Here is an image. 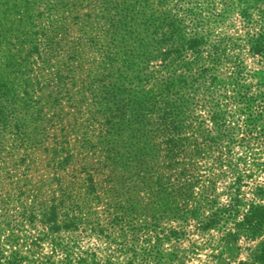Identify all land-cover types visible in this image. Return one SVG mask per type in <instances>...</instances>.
I'll return each mask as SVG.
<instances>
[{
  "label": "rangeland",
  "instance_id": "obj_1",
  "mask_svg": "<svg viewBox=\"0 0 264 264\" xmlns=\"http://www.w3.org/2000/svg\"><path fill=\"white\" fill-rule=\"evenodd\" d=\"M89 2L0 0L1 155H21L30 138L40 137L39 130H34V117L50 99L69 106L61 115L72 119L71 137L79 146L93 152L100 143L106 148L124 142L131 145V139L106 131L108 118L100 89L93 82L90 93L87 83L106 73L116 83L122 75L125 82L140 81L133 89L141 99L159 98L166 90L154 79L159 82L166 71H161L156 60L148 61L155 59L151 32L160 21L163 26V19L174 25L160 31L161 38L169 40L163 51L177 59L174 69L183 72L179 63L190 58L179 44L174 46L178 39L196 34L211 45L218 44L219 50H203L200 63L184 72L186 86L169 94L179 109L176 139H181L182 148L168 168L164 153L145 155L156 158L161 154L146 167L119 160L114 164L113 179L98 180L100 189L86 194L82 201L60 205L59 226L54 231L48 228L46 217H41L44 211H36L35 218L27 221L20 217L14 201L0 205V252L9 255L16 249L27 258V264H41L45 259L53 264L245 261L262 237L253 242L243 235L233 239L228 232L234 227L225 218L216 226L205 225L214 211L223 216L221 211L229 209L235 188L243 205L260 188L263 192L257 203L264 205V48L261 55L249 48L252 36H264V5L252 8L245 19L238 6L222 15L220 0H106V18L101 19L105 13L96 10L99 23L90 26L81 20ZM71 7L76 12L70 16ZM144 12L150 20L149 31L139 26ZM132 13L137 14L136 21L130 20ZM120 19L125 25L113 37L115 33L109 31ZM56 31L58 37L66 36L59 49L53 44ZM109 59L115 62L110 71L100 65ZM130 60L135 61L134 73L126 71ZM78 63L83 66L78 68ZM146 65L151 68L142 70ZM203 69L209 70L198 77ZM56 83L59 85L53 87ZM69 94L73 98L67 102ZM240 96L244 100L238 104ZM75 104L80 105L78 112ZM142 114L149 117L147 107ZM145 139L139 147L148 149ZM143 181L149 186H141ZM12 236L18 240L15 246L7 240Z\"/></svg>",
  "mask_w": 264,
  "mask_h": 264
},
{
  "label": "trees",
  "instance_id": "obj_2",
  "mask_svg": "<svg viewBox=\"0 0 264 264\" xmlns=\"http://www.w3.org/2000/svg\"><path fill=\"white\" fill-rule=\"evenodd\" d=\"M220 2L223 5L222 15H229V10H234L233 7L238 6L240 15L245 19L252 8L255 9L259 4L264 5V0H220ZM106 3V0H90L87 11L83 13L81 20H84L85 24H90V26L98 24L99 19L95 11L104 12L105 14L100 18H106ZM147 3V1H144V4ZM74 12H76V9L71 7L70 16ZM146 14L147 12L143 13L144 21L139 26H144L145 31H149L150 20L145 18ZM136 15L132 13L129 17L130 20L136 21ZM105 20V22H108L107 19ZM163 23L162 26L160 21V24L151 32V35L155 37L152 49L155 52V59L148 61L149 63L156 60L159 67H162L161 71H166V76L164 78L160 77L159 82L154 79L161 90H166L159 98L141 99L138 92L133 89L134 86L137 87V84H140V81L136 83L133 81L125 82L122 75L117 76L116 83H112L111 80L113 79L109 75L110 73L87 83L86 89L90 90V93L94 89L93 82H96V88L100 89L99 98L103 102L105 116L108 118L106 131L115 132V135L120 138L131 139V145L129 143L125 145L124 142L118 147L106 148L100 143L96 147V151L93 152H90L91 149L87 150L85 147L79 146V142L71 137L73 126L70 120L72 119L63 118L61 115L66 108L69 109V106H65L58 99H50L49 105L42 104L37 109L34 117V130H39L36 134L40 137L37 139L30 138L21 155L19 152L1 155L0 152L1 206L14 201L17 210L20 209V217L26 218L27 221L35 218L36 211H44L41 217H46V224L49 223L48 228L54 231L59 226L57 225V214L60 205L66 202L82 201L83 196L100 189L98 180L113 179L115 176L114 168H117L114 164L119 160L127 159L128 164L132 163L136 167H146L151 166L152 162H157L161 154L156 158H146L145 155L164 153L163 163L169 161L167 168L172 164L171 162L177 156L178 149L182 148V144L181 139H176L178 135V124L176 123V118L179 115L178 105L175 99L171 100L173 95L170 97L169 94L176 87L183 88L186 86L185 73L189 71V68L200 63L203 50L209 49L210 53H215L219 50V45H211V42L201 39L196 34L186 40L178 39L174 41V46L179 44V47L187 55H190L187 62L183 60L179 63V67L183 72L174 69L173 62H176L177 59L171 53L163 51L164 46H168L167 42L169 43V40L161 38L162 34L160 33L163 28H166V30L173 29L174 25L168 24L166 19H163ZM124 25L125 23L120 19L118 25L109 32L115 33L113 37H117ZM58 31L55 33L53 44L59 49L62 43L66 41V36L58 37ZM63 32L66 33V31ZM149 42H151V39L147 43ZM91 44L96 47L98 43ZM249 48L253 54L261 55L264 48V36L262 34L252 36ZM130 59L136 58L130 56ZM114 63L109 59L100 65L101 68L110 71ZM82 66L83 63L77 64L78 68ZM125 66L126 71L135 72L134 60L126 61ZM149 68L151 67L146 65L142 70ZM208 70L203 69L198 77L205 75ZM70 81L72 80L70 79ZM69 84L68 82L65 83V85ZM57 85L59 84L56 83L53 87ZM72 96L69 94L66 101L72 99ZM243 100L244 97L240 96L238 104L243 103ZM156 105H160L159 109H155ZM74 106H77V104ZM146 107L149 113L148 118L142 114ZM79 108L80 105L75 110L77 111ZM161 110L163 114L160 115ZM238 111L244 112L243 109H238ZM146 118L149 121H146ZM152 134L161 135L152 136ZM144 137L147 138L148 149L139 147L141 140H146ZM153 139L158 142L152 143ZM124 145L125 147L122 148ZM129 148H131L130 151ZM126 152L129 153L128 156H125L124 153ZM239 180L241 179L238 178L237 181L240 182ZM158 184L161 185V183ZM5 186H14V188L7 190ZM141 186L148 187L149 185L143 181ZM161 192L158 191V193ZM262 192L260 188L257 189L253 194L255 198L243 205L239 189L235 188L230 199L229 209L226 208L221 211L224 214L223 216L214 211L205 225L216 226L225 218V221L230 222L234 227L233 232H228V236H232L233 239L236 236L243 235L248 242H253L258 237H262L255 251L245 261H240L238 264H264V205L257 203V196ZM174 194L177 195L178 192L175 191ZM27 201H29L28 205ZM241 206H245V208L241 209ZM31 224L32 222L30 227H32ZM7 240L10 243L9 245L15 246L18 244V240L14 236L8 237ZM45 260L41 264H53L49 259ZM27 262V258L16 249L12 250L9 255L0 252V264H27ZM63 264L71 263L68 261Z\"/></svg>",
  "mask_w": 264,
  "mask_h": 264
}]
</instances>
